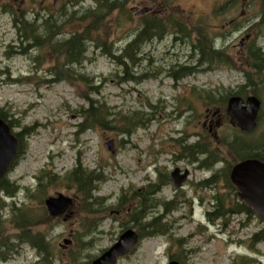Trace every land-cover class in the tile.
<instances>
[{
    "label": "rangeland",
    "instance_id": "1",
    "mask_svg": "<svg viewBox=\"0 0 264 264\" xmlns=\"http://www.w3.org/2000/svg\"><path fill=\"white\" fill-rule=\"evenodd\" d=\"M98 1L0 0V107L19 123L12 128L15 134L24 127L32 130L6 175L20 190L13 199L0 192V238L18 243L21 229L9 206L15 200L33 217L32 231L50 243L48 260L24 243L2 248L0 264H92L124 230L139 233L132 216L143 197L147 220L163 217L169 229L140 239L116 264H242L243 256L250 258L247 264H264V241L254 240L264 219L254 212H230L211 223L208 216L217 202L214 196L228 210L242 202L230 179L238 159L228 142L239 136L264 143V0H119L111 9H102ZM5 4L17 15L28 13L29 20L38 12L55 15L61 25L58 40L93 25V16L81 18L99 11L102 18L87 41V59L73 65L94 79L98 92L78 77L47 83L54 68L59 70L57 62L65 58L60 59L50 43L27 47L29 41L20 38ZM142 10L147 11L139 14ZM155 15L165 21V35L142 45L139 60L129 64L142 78L121 81L125 68L107 52L119 55L144 21ZM39 32L44 35V28L39 26ZM182 66L192 72L178 78L174 72ZM226 95L227 101L221 99ZM232 95L261 100L253 131H241L228 112ZM91 98L106 103L113 113L130 116L138 111L142 125L131 134L99 125L76 134L84 121L81 108L90 107ZM196 142L207 144L211 152L189 151L186 146ZM212 151L215 155L203 163ZM79 163L102 176L94 192L103 204L96 205L97 213L89 212L75 189L61 182L36 191L44 168L63 176ZM175 168L189 171L180 188L171 181ZM59 193L71 202L60 216L52 217L45 200ZM166 201L176 207L166 210ZM80 238L88 243L81 245Z\"/></svg>",
    "mask_w": 264,
    "mask_h": 264
},
{
    "label": "trees",
    "instance_id": "2",
    "mask_svg": "<svg viewBox=\"0 0 264 264\" xmlns=\"http://www.w3.org/2000/svg\"><path fill=\"white\" fill-rule=\"evenodd\" d=\"M117 1L119 0H102L98 1V4L102 9H111L116 5ZM4 10L9 13H13L12 15L14 17L15 27L19 32L20 38H23V41H29L27 42V47L40 48L50 43L53 50L60 52V59L63 57L65 58L66 62L61 60L57 62L59 64V70L57 71L54 68L52 71L53 77L52 79H48L47 83H53L59 81L60 79H66L71 82L78 77L80 81L86 82L89 84L91 89H93L95 92H98L99 87L93 84L94 79L89 78L81 72H78L73 67V65H81L85 59H87V41L92 38V31L93 29H97L99 27L102 18V14L99 11L95 10L94 12H88L81 18L83 19L87 16H93L95 19L93 25L84 28V30L81 29V31L72 32L69 38L58 40L57 36L61 30V25L59 24L55 15H42L40 12H38L33 20H29L27 15L28 13L21 11V13L17 15V12L14 11L15 8H13L10 4H5ZM40 21L42 22V25ZM39 26L44 28V35L40 34ZM166 28V23L162 18L157 15L152 16L144 21L140 31L135 35L134 39L128 42L126 46L121 49L119 55H115V53L112 51L107 52L109 56H113L118 59L120 63L119 65L125 68L123 71L124 75L120 77L121 81H139V79L142 78V75H136L131 69H129V64H135L139 60L138 55L141 52L142 45L148 41H151L152 39L162 38L166 33ZM202 53L205 55L204 50ZM260 65L261 64H256L257 67H260ZM191 72L190 66H182L180 70L174 72V75L177 74L179 75L178 78H183L189 75ZM228 97L229 95H226L221 99L227 101ZM209 99L213 100L214 97L209 96ZM80 112H82L81 115L83 116L84 121L78 125L79 130L76 134L83 133L92 126L95 127V125L116 130L122 134H131L136 129L138 124L140 126L142 125V118H139L138 111L134 112L133 115L130 116L122 115L120 113L117 114L115 112L113 113L111 111V107H109L106 103H100L99 100L94 98L90 99V107H82ZM113 116L115 117L113 118ZM0 117L9 123L11 128H14L15 126L20 127L19 123L14 119V116L10 115L9 111H6L5 108L0 107ZM31 132L32 130L30 128L24 127L22 132L16 133L19 140V149L17 157L14 160L11 168L15 166L17 159L25 146L24 137L29 136V134L31 135ZM228 145L230 146V149L236 154L238 161L251 157L264 160V143L253 144L251 142H246L245 140H242L241 137L237 136L228 142ZM207 146V144L196 142L186 147L192 153L201 152L207 154L211 152ZM214 153L215 151H212L210 154L211 156L205 159L203 163H208L210 158L215 155ZM101 177L99 176L98 172L83 167L81 163H79V165H77L73 170L67 172L63 176L53 173L50 171V169L44 168V170L41 171V174L37 177L38 184L36 191L45 192L47 187L52 183L56 184L61 182L68 188L75 189L77 195L82 197L89 212L97 213L98 208L96 205L102 207L103 204L101 201L102 198L96 195L94 196V192L98 190V183L101 181ZM96 181H98L97 184ZM209 181L210 178L205 180L204 183H209ZM19 190L20 188L15 185L14 182L9 181L6 176L0 182V192L4 193L9 198L13 199ZM28 191L31 193L30 188H28ZM214 198L217 200V202L214 204V210L208 212L210 220L209 222L211 223H214L215 220L218 219H226L228 216L227 214L230 212H245L249 215L253 214V211L243 202H239L233 208L228 210L224 202L218 201V196H214ZM145 201L146 197H143L140 205L136 208L132 216V221H135L137 226H139L140 239L146 236L166 234L167 229H169V225L167 222L163 221V217L152 216L150 220H147V203ZM164 205L167 206L166 210H168L169 205H171V209L176 207L174 201H166L164 202ZM9 206L13 211V217L16 226L21 229V232L16 235L18 238L17 244H10L9 242H6L0 238V250L2 248H8L11 250V247H19L20 244L27 243L31 245V247L37 249L41 254L45 253L44 260H48V256L50 254L48 252V248L50 247V243L42 233H34L32 231L33 217L24 208L25 205H19L18 202L13 200ZM94 210H96V212H94ZM94 230L95 228L92 230V233ZM254 240L258 243L264 241V228L254 234ZM80 242L81 245H86L88 243V241H85L82 238H80ZM242 261V264H247L250 261V258L243 256Z\"/></svg>",
    "mask_w": 264,
    "mask_h": 264
},
{
    "label": "water",
    "instance_id": "3",
    "mask_svg": "<svg viewBox=\"0 0 264 264\" xmlns=\"http://www.w3.org/2000/svg\"><path fill=\"white\" fill-rule=\"evenodd\" d=\"M142 10L139 14H144ZM261 108V100L255 96L246 99L239 95H232L228 99V112L243 132H251L257 127V119ZM111 150L112 146L108 145ZM19 140L12 131L10 124L0 117V182L10 170L17 157ZM180 168L171 172V181L175 188H180L186 182L189 171L180 174ZM230 179L237 189L239 199L250 208L258 217L264 219V160L251 157L236 162L230 171ZM71 199L64 194L49 196L45 200V206L52 217L60 216L69 205ZM140 242L139 233L128 228L124 230L118 240L100 256L93 260L92 264H116L117 261L130 254ZM169 264H180L177 260Z\"/></svg>",
    "mask_w": 264,
    "mask_h": 264
},
{
    "label": "flooded vegetation",
    "instance_id": "4",
    "mask_svg": "<svg viewBox=\"0 0 264 264\" xmlns=\"http://www.w3.org/2000/svg\"><path fill=\"white\" fill-rule=\"evenodd\" d=\"M247 38L250 39V35H247ZM244 39H245V38L243 37V38H242V41H244ZM249 41H250V40H249ZM241 45H243V43H241ZM250 50H251V49H250ZM249 52H250V51H249ZM251 54H252V50H251ZM253 56H255V53L253 54ZM185 170H187V169H185ZM185 170H184V171L181 170V171H180V172H181L180 174H183V173L185 172ZM188 177H189V176H188ZM187 179H188V178H187Z\"/></svg>",
    "mask_w": 264,
    "mask_h": 264
}]
</instances>
